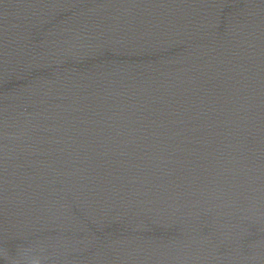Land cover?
Segmentation results:
<instances>
[{
  "label": "water",
  "instance_id": "95a60500",
  "mask_svg": "<svg viewBox=\"0 0 264 264\" xmlns=\"http://www.w3.org/2000/svg\"><path fill=\"white\" fill-rule=\"evenodd\" d=\"M0 264H264V0H0Z\"/></svg>",
  "mask_w": 264,
  "mask_h": 264
}]
</instances>
